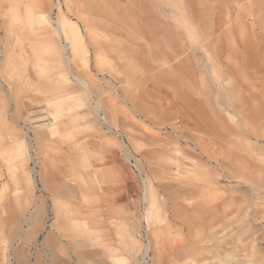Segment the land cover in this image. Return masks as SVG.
I'll return each instance as SVG.
<instances>
[{"label":"rangeland","instance_id":"rangeland-1","mask_svg":"<svg viewBox=\"0 0 264 264\" xmlns=\"http://www.w3.org/2000/svg\"><path fill=\"white\" fill-rule=\"evenodd\" d=\"M252 215L264 0H0V264H218Z\"/></svg>","mask_w":264,"mask_h":264},{"label":"bare ground","instance_id":"bare-ground-1","mask_svg":"<svg viewBox=\"0 0 264 264\" xmlns=\"http://www.w3.org/2000/svg\"><path fill=\"white\" fill-rule=\"evenodd\" d=\"M52 12V11H51ZM50 12V13H51ZM52 26V25H51ZM54 31L56 32L57 36L59 38H63L64 42H65V46H63V49L66 50L68 48L71 49V51L74 50L75 46L77 44L83 46L81 40H80V37L77 36L76 34V38H74V35H73V40L72 38L70 37V35L66 32V30L64 29V26L61 24V25H57L54 27ZM75 41V42H74ZM69 43V46H67ZM77 43V44H76ZM59 44V43H58ZM72 59L70 58V61ZM69 61V62H70ZM75 80V79H74ZM76 81L82 85V87L89 92L88 90V85L86 82H84L81 78L77 77L76 76ZM98 105V104H97ZM100 106V105H99ZM38 109V108H37ZM99 113V112H98ZM98 115V114H97ZM103 118V117H102ZM105 120V119H104ZM123 145V144H122ZM31 148V147H30ZM35 173V170L33 169V174ZM147 192V191H146ZM147 198V195L144 197V199L146 200ZM254 206H256V204L254 203ZM251 211V210H250ZM253 211V209H252ZM231 213V212H230ZM218 219V218H217ZM214 221V220H213ZM219 222V221H217ZM216 222V223H217ZM221 222V221H220ZM260 223V227H257L256 225H254L255 223ZM234 223H245L247 224L248 226V230H249V236L246 238V244L242 245L240 247V244H242L243 242V239L240 238V235H241V231L239 230H236L234 231V228L229 230L230 226ZM215 224V223H213ZM43 226H46V224L44 223ZM46 227H49L51 229V233L53 234H58L60 240L61 238H63V235L60 233V227H59V224L57 223H51L49 225H47ZM57 231V233L55 232ZM222 231H224V236L221 237V238H217V241L219 240V242L215 243V245H211V247H208V246H202V250L204 251H207L209 249H212L213 246H219V247H222L221 245L222 244H226L225 243V239H227L228 237H232V235H234V237L236 238V241H234V243H230L228 245L231 246V248H233L231 251H223V252H220L217 250V253H216V256L214 255L212 257V259H218V264H240L241 261H244V260H247L251 257H254L257 259V256L261 255V257H264V217H257L256 215H252L250 217V219H247L246 217H236L235 220H227L225 222V226L224 228L222 229ZM60 233V234H59ZM218 233H216L215 235L217 236ZM146 241L147 243L145 245H143V248H144V256L147 255L151 249V245H152V241L150 240L149 236L147 235L146 236ZM58 238V239H59ZM71 238H73L71 236ZM70 238V239H71ZM203 239H195L196 243L200 244L202 242ZM209 242V241H208ZM263 245V246H260V245ZM235 245L238 247H235ZM226 246V245H224ZM210 251V250H209ZM119 252V251H118ZM235 253V254H234ZM241 253V254H239ZM75 255V254H74ZM241 255H243L242 258H239ZM118 256L123 260L125 259V257L121 254L118 253ZM258 262H260V264H264V259L261 258V260H259ZM248 263V262H247ZM154 264V263H152Z\"/></svg>","mask_w":264,"mask_h":264}]
</instances>
